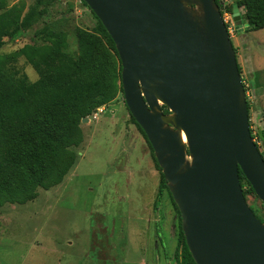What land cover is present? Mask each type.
I'll list each match as a JSON object with an SVG mask.
<instances>
[{
	"label": "water",
	"instance_id": "95a60500",
	"mask_svg": "<svg viewBox=\"0 0 264 264\" xmlns=\"http://www.w3.org/2000/svg\"><path fill=\"white\" fill-rule=\"evenodd\" d=\"M83 1L114 42L124 103L153 150L195 264H264V223L238 175L264 204V159L215 0ZM231 17L237 31L248 27L236 3Z\"/></svg>",
	"mask_w": 264,
	"mask_h": 264
},
{
	"label": "rangeland",
	"instance_id": "374dc122",
	"mask_svg": "<svg viewBox=\"0 0 264 264\" xmlns=\"http://www.w3.org/2000/svg\"><path fill=\"white\" fill-rule=\"evenodd\" d=\"M6 1L24 13L36 0ZM96 22L81 0H51L25 37L0 49V64L34 82L38 73L23 56L11 58L12 52L51 23L68 35L74 50V27L92 30ZM245 28H234L230 39L249 128L264 158V28ZM93 113L97 118L91 113L80 123L84 140L73 148L77 160L63 181L38 188L33 200L0 207V264H176L179 216L166 191L153 209L160 174L123 95ZM245 199L264 223V204L252 194Z\"/></svg>",
	"mask_w": 264,
	"mask_h": 264
},
{
	"label": "trees",
	"instance_id": "16d2710c",
	"mask_svg": "<svg viewBox=\"0 0 264 264\" xmlns=\"http://www.w3.org/2000/svg\"><path fill=\"white\" fill-rule=\"evenodd\" d=\"M50 1L36 0L22 13L18 5L8 6L6 0H0V49L25 37L26 30L45 12ZM215 2L221 16L224 12L231 14L232 4L236 3L248 29L264 28V0ZM91 13L97 21L92 30L77 26L72 31L74 50L69 46L68 35L51 23L34 31L29 43L9 55L26 59L38 73L34 82L16 76L0 64V207L33 200L38 188L60 184L76 163L78 152L73 148L83 141L82 119L109 105L118 93L123 95L121 63L114 42ZM162 110L167 113L165 107ZM130 117L148 143L160 174L153 209L158 208L166 191L179 216L153 150ZM259 135L264 140V128ZM238 175L244 197L255 195L240 169ZM174 258L176 264H195L184 241L180 217Z\"/></svg>",
	"mask_w": 264,
	"mask_h": 264
},
{
	"label": "built area",
	"instance_id": "2783aa9c",
	"mask_svg": "<svg viewBox=\"0 0 264 264\" xmlns=\"http://www.w3.org/2000/svg\"><path fill=\"white\" fill-rule=\"evenodd\" d=\"M220 1H222L223 3H224V0H220ZM222 19H223V21H224V23H225V26H226V29H227V32L229 33V35H230V37L232 36V31L234 30V23H233V21H232V17H231V14L230 13H228V12H224L223 14H222ZM102 107H99V108H97V111L98 112H101L102 111ZM96 115V113H92V116L94 117ZM252 140L254 141L255 140V138H252ZM255 142V141H254ZM256 143V142H255Z\"/></svg>",
	"mask_w": 264,
	"mask_h": 264
},
{
	"label": "crops",
	"instance_id": "0c3cea01",
	"mask_svg": "<svg viewBox=\"0 0 264 264\" xmlns=\"http://www.w3.org/2000/svg\"><path fill=\"white\" fill-rule=\"evenodd\" d=\"M101 107L104 109L105 106H101ZM103 109H102V111H101L100 113H103ZM111 113L113 114V112H111ZM97 116H98V113H96L95 117L97 118ZM87 119H88V118H87ZM83 140H84V137H83ZM163 199H164V196L162 197V200H163ZM162 200H161V201H162Z\"/></svg>",
	"mask_w": 264,
	"mask_h": 264
},
{
	"label": "flooded vegetation",
	"instance_id": "af4514ba",
	"mask_svg": "<svg viewBox=\"0 0 264 264\" xmlns=\"http://www.w3.org/2000/svg\"><path fill=\"white\" fill-rule=\"evenodd\" d=\"M157 190H158V188H157ZM163 197V196H162ZM161 200H162V198H161ZM161 202V201H160ZM160 205V204H159ZM179 217H180V215H179ZM181 228V227H180Z\"/></svg>",
	"mask_w": 264,
	"mask_h": 264
},
{
	"label": "bare ground",
	"instance_id": "6f19581e",
	"mask_svg": "<svg viewBox=\"0 0 264 264\" xmlns=\"http://www.w3.org/2000/svg\"><path fill=\"white\" fill-rule=\"evenodd\" d=\"M183 140H184V136H183Z\"/></svg>",
	"mask_w": 264,
	"mask_h": 264
}]
</instances>
